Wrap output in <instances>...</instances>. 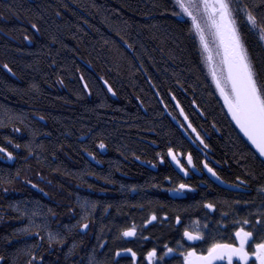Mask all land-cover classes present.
Masks as SVG:
<instances>
[{"label": "trees", "instance_id": "trees-1", "mask_svg": "<svg viewBox=\"0 0 264 264\" xmlns=\"http://www.w3.org/2000/svg\"><path fill=\"white\" fill-rule=\"evenodd\" d=\"M240 6L264 13V0ZM175 11V0H0V146L13 153H0V264H184L193 248L238 244L241 226L253 232L249 252L261 242L264 161L229 117L191 19ZM235 18L264 82V41Z\"/></svg>", "mask_w": 264, "mask_h": 264}, {"label": "snow or ice", "instance_id": "snow-or-ice-1", "mask_svg": "<svg viewBox=\"0 0 264 264\" xmlns=\"http://www.w3.org/2000/svg\"><path fill=\"white\" fill-rule=\"evenodd\" d=\"M232 2L233 0H175V5L179 11H175L173 15L177 17L186 16L191 19L193 24L192 31L194 34H198L200 43L206 51H210V49L208 39L205 35V28L210 31L214 40L217 42L218 48L222 50L220 53L221 66L219 72L215 66L212 67L211 75L213 81L220 95L223 97L224 104L227 106V110L231 114L232 119L254 147L255 152L252 155L255 157L258 153L259 157L264 158V82L260 80L259 72L249 55L235 18V13L240 12L244 16L245 22L249 25V30H254L260 40L264 41V13L254 15L247 6H240V0H235L238 6L234 10L232 8ZM252 7L259 8L260 5L253 3ZM201 16L204 17V26H202L200 20ZM208 59L212 60V56L209 55ZM4 67L11 72V69L7 65H4ZM104 83L107 84L108 82L105 80ZM85 87H87V84H85ZM108 88L111 91L110 85ZM181 112H183V109H181ZM4 115L5 119H10L7 112ZM185 119H187V116H185ZM0 126H3L2 122H0ZM189 126L191 125L189 124ZM192 131L196 132V129L192 128ZM197 136H199V133H197ZM200 142H204L203 138H201ZM15 147L19 148L20 145L17 144ZM104 147L105 145L101 143L100 148ZM0 153H6L8 159H13V153L9 152L5 147L0 146ZM168 155L184 171V174L187 175V169L184 168V165L172 148L168 149ZM160 159L163 162V156ZM186 162L189 165H193L191 153L187 155ZM204 167L213 176H217L215 170L208 166L207 161H205ZM217 179H219L218 176ZM8 182L11 181L9 180ZM244 183L246 184L247 182ZM179 187L180 189H187L189 185L181 183ZM258 194L264 195V187L258 189ZM245 203L248 202L246 201ZM86 206L87 202H85ZM207 207L213 209L214 205L209 203ZM151 219L156 220V216L153 215ZM177 222H179V217L177 218ZM256 223L264 227V220H257ZM243 224H250V221L245 219ZM83 227L87 229L88 225L85 224ZM22 231H28V229H22ZM123 235L125 237L135 236V226L124 231ZM184 236L188 240L193 241L203 239L199 233L194 234L187 230H185ZM58 239V233H48L50 243ZM235 239L238 240V244L212 243L207 249L206 255L203 253L198 254L196 249L193 248L184 254V264H214L217 260H226L227 264H233L234 257L239 258L243 264H249L251 257H255L253 264H264V237H261V242L255 243L251 252L248 251V246L249 241L253 239V232L246 231L241 226L235 232ZM124 251L130 252L133 258L137 255L130 248ZM171 252H173V249L168 248L165 255ZM119 254L117 253V255ZM156 255L157 250L153 248L148 252L147 259L152 261ZM2 259L3 257H0V260ZM42 259L41 257L40 260ZM29 264H32V261H29ZM91 264H95L94 259Z\"/></svg>", "mask_w": 264, "mask_h": 264}, {"label": "rangeland", "instance_id": "rangeland-1", "mask_svg": "<svg viewBox=\"0 0 264 264\" xmlns=\"http://www.w3.org/2000/svg\"><path fill=\"white\" fill-rule=\"evenodd\" d=\"M184 17H186V16H184ZM186 18H188V17H186ZM200 20H201L202 26H204V25H203L204 17L201 16V17H200ZM205 35H206V37H207V39H208L209 49H210V51H206V50L202 47V45H201V49H202V52H203V55H204L206 61H207L208 63H210V68H211V67L213 66V63H214L215 59L217 58L216 55H215V53H216L215 42H216V41L214 40L213 36L211 35L210 31H209L207 28H205ZM198 38H199V36H198ZM209 55L212 56V60H209V59H208ZM6 157H7V154H6ZM177 191H178L179 193L183 192V190H177ZM235 259H236L237 261H240L239 258H237V257H235ZM241 262H242V261H241Z\"/></svg>", "mask_w": 264, "mask_h": 264}, {"label": "water", "instance_id": "water-1", "mask_svg": "<svg viewBox=\"0 0 264 264\" xmlns=\"http://www.w3.org/2000/svg\"><path fill=\"white\" fill-rule=\"evenodd\" d=\"M215 46H216V53H215V55H216V68H217V71L219 72V70H220V66H221V64H220V53L222 52V50L221 49H219L218 48V44H217V42H215ZM213 67V66H212ZM212 67H211V69H212ZM212 76V75H211ZM213 79V78H212ZM213 83H214V86H215V88H216V85H215V82L213 81ZM216 90H217V92H218V95H219V97H220V99H221V101H222V103H223V105H224V107H225V109H226V111H227V113H228V115H229V117L231 118V120H232V122H233V124L235 125V127L237 128V130L240 132V134L243 136V138L247 141V143L251 146V148L255 151V149H254V147L250 144V142L247 140V137H245L244 136V134L240 131V129H239V126L238 125H236V123H235V121L232 119V117H231V114L228 112V110H227V106L224 104V100H223V97L220 95V92H219V90L216 88ZM257 155H258V153H257ZM259 156V155H258ZM261 158V157H260ZM263 161H264V158H261ZM89 227V226H88ZM88 230V228L87 229H85L84 227L82 228V231L83 232H86Z\"/></svg>", "mask_w": 264, "mask_h": 264}]
</instances>
